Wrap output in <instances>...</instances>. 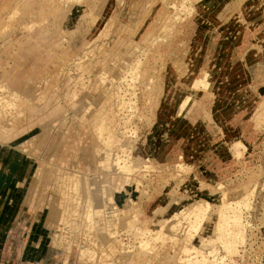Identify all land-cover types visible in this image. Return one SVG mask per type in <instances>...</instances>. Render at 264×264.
Returning a JSON list of instances; mask_svg holds the SVG:
<instances>
[{"label":"rangeland","instance_id":"rangeland-1","mask_svg":"<svg viewBox=\"0 0 264 264\" xmlns=\"http://www.w3.org/2000/svg\"><path fill=\"white\" fill-rule=\"evenodd\" d=\"M35 2L0 0V142L52 264H264V0Z\"/></svg>","mask_w":264,"mask_h":264},{"label":"crops","instance_id":"crops-1","mask_svg":"<svg viewBox=\"0 0 264 264\" xmlns=\"http://www.w3.org/2000/svg\"><path fill=\"white\" fill-rule=\"evenodd\" d=\"M14 143L0 142V264H45V259L52 264L54 253L65 261L67 254L52 243L45 215L28 211L29 154Z\"/></svg>","mask_w":264,"mask_h":264},{"label":"bare ground","instance_id":"bare-ground-1","mask_svg":"<svg viewBox=\"0 0 264 264\" xmlns=\"http://www.w3.org/2000/svg\"><path fill=\"white\" fill-rule=\"evenodd\" d=\"M36 1V0H35ZM31 2V1H30ZM40 5L39 3H38V0H37V2H35L34 4H32L33 6L35 5V7H38V5ZM29 5H31V4H29ZM31 5V6H32ZM30 6V7H31ZM32 6V7H33ZM34 8V7H33ZM28 11V10H27ZM30 11H28V13H29ZM28 13H25V14H28ZM42 13V12H41ZM27 16V15H26ZM13 42H15V41H12V42H10V43H8L7 45H6V47H5V49H4V54H6V52H8V50H10V48H12V45H13ZM19 43V42H18ZM6 51V52H5ZM17 52L15 51V53H13V54H16ZM17 73H15V72H13V74H12V81L13 82H15V80H17L16 78H15V75H16ZM19 82H20V80L18 81V83L17 84H19ZM16 84V83H15ZM2 133L0 132V135H1Z\"/></svg>","mask_w":264,"mask_h":264}]
</instances>
